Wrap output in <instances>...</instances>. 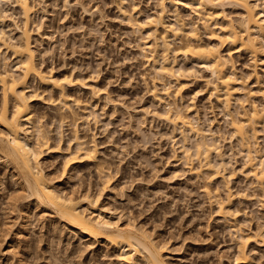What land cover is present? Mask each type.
Instances as JSON below:
<instances>
[{
    "label": "rangeland",
    "instance_id": "obj_1",
    "mask_svg": "<svg viewBox=\"0 0 264 264\" xmlns=\"http://www.w3.org/2000/svg\"><path fill=\"white\" fill-rule=\"evenodd\" d=\"M116 1L30 0L36 5L29 26L32 46L39 54L36 62L45 72L52 71L58 78L69 76L81 83L68 87L71 98L78 101V105H70L79 119V136L96 145L97 156L96 163L75 164L64 170L66 154L75 148L73 128L68 122L59 128L57 113L62 111L47 103L59 98V94L30 80L28 94L43 95V99L31 102V108L52 138L51 144H56L62 134V150L53 148L42 155L44 171L67 193L99 195L112 219L120 225L145 230L165 246L167 264H237L236 224L242 234L251 237L247 246L251 264H264V245L253 238L258 230L264 232L260 185L243 175L250 167L236 146L230 119L209 98L211 89L205 84L209 73L194 63L185 64L181 56L178 58L179 67L190 70L183 76L184 81L178 80L185 85V106H190L193 96L199 94L195 96L194 108L200 110L203 124L214 120V131L222 137L226 163L224 167L217 166L213 155L216 167H203L201 175L195 176L192 169L202 165V158L194 155L187 160L182 154L181 136L173 134L165 122L151 114L162 111L149 96L155 76L141 52L140 34L120 13ZM12 6V11H18ZM125 6L135 20L142 21L144 16L155 13L157 2L126 0ZM179 11L185 20H197L184 9ZM242 14L237 9L228 11L233 21H239ZM16 22L22 26L18 18ZM6 25L15 28L11 20ZM213 33L219 31L200 27L199 37L209 43L208 37ZM180 40L187 41L184 36ZM179 43L172 42L174 50L182 49ZM228 49L224 47V54ZM3 57H8L7 67L14 71L13 55L4 50ZM232 58L237 74L248 80L241 91L244 94L238 96L244 103L240 106L248 109L254 103L261 107L264 55L254 59L238 52ZM173 82L174 90L176 78ZM89 88L98 93L93 95ZM249 92L256 97H248L247 103L244 95ZM1 99L0 86V105ZM240 101L234 110L241 109L236 106ZM142 109L151 113L140 121L137 116ZM259 143L264 148V130L259 133ZM12 171L10 165L0 161V264H119L113 248L90 246L50 212L34 208ZM229 194L232 197L228 206L233 216L225 221L219 214V200L226 202Z\"/></svg>",
    "mask_w": 264,
    "mask_h": 264
},
{
    "label": "bare ground",
    "instance_id": "obj_2",
    "mask_svg": "<svg viewBox=\"0 0 264 264\" xmlns=\"http://www.w3.org/2000/svg\"><path fill=\"white\" fill-rule=\"evenodd\" d=\"M116 2L120 13L141 36V52L155 76L149 96L162 108V111L156 110L153 113L143 109L142 112L138 111L137 113H143L138 114L139 120L151 113L165 122L173 134H179L184 157L187 160L194 155L197 159L202 158V165L192 169L195 176L201 175L203 167H224L226 163L220 141L222 137L214 131V120L203 124L200 110L194 108L195 96L199 94L196 92L190 106H185V85L181 81L190 70L184 69L186 66L179 67L178 58L181 56L185 64L194 63L209 73L210 76L205 81L206 87L211 89L209 98L215 100L221 111H224L225 118L230 119L232 135L237 140L236 146L245 154L247 165L250 167L243 175L247 179L253 178L260 185V201L264 208V148L259 143V133L264 130V91L261 90V107L254 103L249 104L251 107L248 109L240 106L243 102L238 96L244 94L241 91L247 87L248 80L237 74L232 60L233 55L238 52L249 54L254 59L260 54L264 55V0H156L155 13L144 16L142 21L133 18L125 6L126 0ZM11 5L18 8V11L14 8L12 11ZM35 7L30 0H0L1 163L12 167L14 179L16 177L20 189L27 193L26 198L34 202V208L41 212H50V215H54L59 222L74 231V235L87 240L90 246L101 244L113 248L118 253L119 264H167L165 246L151 238L145 230L130 224L120 225L118 220L112 219L111 212L100 202L99 195L94 196L89 192L79 196L67 193L59 189L55 180L44 171L41 165L42 155L46 150L53 148L62 150V134L59 133L58 138L55 136L57 143L52 145V138L32 111L31 102L43 99V95L36 92L28 94L30 80H36L47 90L59 94V98L49 99L47 103L62 111L57 113L59 128L66 122L73 128L72 140L75 148L67 152L63 163L64 170L75 164L96 163L97 156L96 145H90L79 136V119L70 105H78V101L71 98L68 87L72 88L81 83L69 76L58 78L52 71L45 72L36 62L39 54L37 55L32 46L29 29L32 17L36 14ZM180 8L184 9L189 17L195 16L197 20H185L180 14ZM135 9L133 8V12ZM232 9L243 12L239 21L229 18L228 11ZM17 18L22 26L17 24ZM7 20H11L15 28L7 26ZM200 27L205 31L213 28L219 33L208 35L210 42L203 43L199 37ZM182 36L187 41H181ZM214 40L216 42H213ZM175 41L181 42V50L173 49L172 42ZM227 46L229 49L224 54L223 49ZM2 49L13 55L15 72L8 69V57L2 58ZM173 78H176L178 83L174 90ZM89 90L93 95L98 93L94 89ZM246 94V102L248 97H256L251 92ZM239 101L241 103L237 105ZM235 103L237 107H241V111L233 109ZM213 155L217 160L216 165ZM108 182L109 179L106 178L104 183ZM231 197L229 194L226 202L219 200V214L225 221L233 216L228 206ZM233 227L238 237L235 262L251 264V257L247 253L251 237L242 234L237 224ZM253 238L259 239L258 244L264 245L262 230H258Z\"/></svg>",
    "mask_w": 264,
    "mask_h": 264
}]
</instances>
